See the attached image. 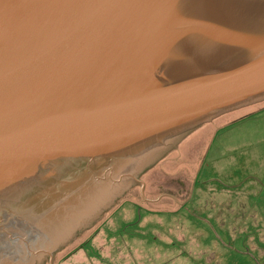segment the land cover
Masks as SVG:
<instances>
[{
  "label": "water",
  "instance_id": "1",
  "mask_svg": "<svg viewBox=\"0 0 264 264\" xmlns=\"http://www.w3.org/2000/svg\"><path fill=\"white\" fill-rule=\"evenodd\" d=\"M261 102L264 0H0V262L35 248L34 262L50 259L122 179ZM103 189L113 194L66 239L35 244Z\"/></svg>",
  "mask_w": 264,
  "mask_h": 264
},
{
  "label": "rangeland",
  "instance_id": "2",
  "mask_svg": "<svg viewBox=\"0 0 264 264\" xmlns=\"http://www.w3.org/2000/svg\"><path fill=\"white\" fill-rule=\"evenodd\" d=\"M160 154L138 182L122 179L119 199L50 259L34 262L35 248L18 264H264V102L222 115Z\"/></svg>",
  "mask_w": 264,
  "mask_h": 264
},
{
  "label": "bare ground",
  "instance_id": "3",
  "mask_svg": "<svg viewBox=\"0 0 264 264\" xmlns=\"http://www.w3.org/2000/svg\"><path fill=\"white\" fill-rule=\"evenodd\" d=\"M140 159H141V156H137V157H135L132 161H130V162H128V164L126 165V166H123V169L121 170V173H126L127 171H128V173L130 174L131 172H133L134 171V169H135V167L138 165V163L140 162ZM127 177H129V176H127ZM117 182L118 181H116V188H117ZM123 184V183H122ZM119 185H121V184H119ZM105 189V188H104ZM104 189L103 190H99L97 193L98 194H100V191H101V194L103 193V196H106L105 198L107 199H97L95 202H92V203H87V204H91L90 206H88L87 208H86V210H84V212L83 213H81V211H82V208H85V204H83L82 205V203H84V202H81L79 205H77L76 207H74V208H72L69 212H72L75 208V212H73L74 213V215L76 214V216L78 217V218H76L77 220H81V218H83L84 216H87V212H88V210H90V209H96V207H98V206H100L103 202L105 203V202H107L108 201V198H110V196L112 195V190H110V191H107V193L105 192L104 193ZM98 205V206H97ZM80 209H79V208ZM68 212V213H69ZM72 213V214H73ZM81 213V214H80ZM72 214H69L68 216H64V217H62V218H59L58 220H54L53 222H51L50 223V226L41 234V235H38L37 237H36V239H38V241L39 242H41V241H47V244H48V246H50V245H54V244H56V243H58V242H61L63 239H66L67 238V236H69V234L68 233H70L69 232V227L71 226V224L73 223V222H76V219H71V217H69L70 215L72 216ZM78 214H80V215H78ZM89 216V215H88ZM74 218V217H73ZM61 219H63L64 221L57 227V228H55V229H53L52 231H51V227H52V224H54L55 222H57V221H60ZM67 220H68V222H67ZM73 220V221H72ZM64 224V225H63ZM61 225H63V226H61ZM43 234H46L47 235V237H49V236H51L52 234V238H53V240L52 239H50V240H47V238H43ZM36 242V244H37V240L35 241ZM46 244V245H47ZM48 246H46V247H48ZM45 247V248H46ZM51 247V246H50ZM47 249V248H46ZM9 250H12V249H9ZM18 250L19 251H25L24 250V248L22 247V245L18 248ZM18 251V252H19ZM26 252V251H25ZM25 252H22V254H24ZM28 252V251H27ZM20 253V252H19ZM19 253H17V254H19ZM21 253L16 257V259L15 260H17V264H18V262H19V256L20 255H22ZM28 255V254H27ZM31 259V257H29V256H26L25 258H24V260L25 261H28V260H30ZM6 260H8L7 259V257L6 258H3L2 259V262H4V261H6ZM32 260V259H31ZM33 261V260H32ZM27 264H29V263H27Z\"/></svg>",
  "mask_w": 264,
  "mask_h": 264
}]
</instances>
